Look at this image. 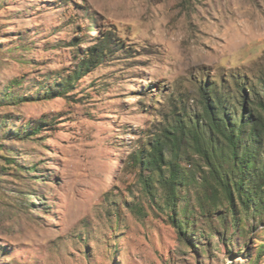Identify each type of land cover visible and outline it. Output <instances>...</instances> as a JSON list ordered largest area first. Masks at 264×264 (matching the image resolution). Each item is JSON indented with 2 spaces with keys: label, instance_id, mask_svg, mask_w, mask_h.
I'll return each instance as SVG.
<instances>
[{
  "label": "rangeland",
  "instance_id": "374dc122",
  "mask_svg": "<svg viewBox=\"0 0 264 264\" xmlns=\"http://www.w3.org/2000/svg\"><path fill=\"white\" fill-rule=\"evenodd\" d=\"M236 81L264 82V0H0V264H264L257 201L210 197L189 148L172 199L133 160Z\"/></svg>",
  "mask_w": 264,
  "mask_h": 264
},
{
  "label": "trees",
  "instance_id": "16d2710c",
  "mask_svg": "<svg viewBox=\"0 0 264 264\" xmlns=\"http://www.w3.org/2000/svg\"><path fill=\"white\" fill-rule=\"evenodd\" d=\"M102 55L103 48L86 53L78 72L74 71L72 76L56 85L59 89H50L51 96H62L65 87L95 67ZM235 83L237 93L233 96L219 93L214 88L208 89L212 99L210 101L207 95L203 97L201 111L195 115L183 108L173 107L164 127L146 143L147 150L134 154L135 167L151 173L142 180L148 193L156 182L172 199L179 186L195 185L197 177L188 175L179 163L182 150L189 148L205 162L207 172L201 184L204 191H209L210 197L224 194L231 203L237 194L244 206L250 201H257V206L264 207V82L257 91L243 82ZM246 90L256 98L253 102L254 115L244 108L241 120L237 122L234 121L236 114L229 105L231 100L238 98V94L242 100L237 101L243 107L248 100ZM206 91L203 92L206 94ZM165 172L167 175H164Z\"/></svg>",
  "mask_w": 264,
  "mask_h": 264
}]
</instances>
